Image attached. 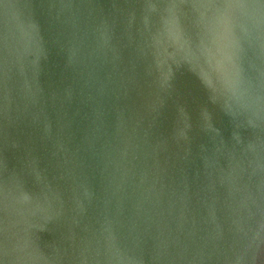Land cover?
Masks as SVG:
<instances>
[{
    "label": "water",
    "instance_id": "1",
    "mask_svg": "<svg viewBox=\"0 0 264 264\" xmlns=\"http://www.w3.org/2000/svg\"><path fill=\"white\" fill-rule=\"evenodd\" d=\"M0 264H264V0H0Z\"/></svg>",
    "mask_w": 264,
    "mask_h": 264
}]
</instances>
